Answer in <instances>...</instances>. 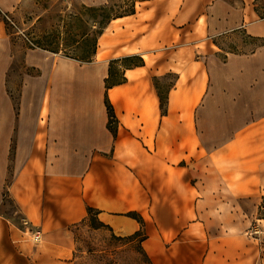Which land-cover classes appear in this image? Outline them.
<instances>
[{
	"label": "crops",
	"instance_id": "0c3cea01",
	"mask_svg": "<svg viewBox=\"0 0 264 264\" xmlns=\"http://www.w3.org/2000/svg\"><path fill=\"white\" fill-rule=\"evenodd\" d=\"M182 1L136 0L135 13L105 28L90 62L28 46L24 63L38 72L25 73L15 119L6 122L19 52L0 5V126L16 127L6 193L0 131V264H74L71 227L89 219V208L119 235L142 229L153 264H261L243 220L228 222L238 217L229 206L264 182V164L257 157L245 165L243 136L229 150L198 135L195 113L211 84L213 36L244 29L263 39L264 14L257 0ZM21 2L5 0L13 8ZM181 39L184 51H160ZM259 50L264 41L251 55ZM130 55L144 63L125 67V81L107 87L111 61ZM170 71L177 79L163 112L154 76ZM31 230L42 233L40 242Z\"/></svg>",
	"mask_w": 264,
	"mask_h": 264
},
{
	"label": "rangeland",
	"instance_id": "374dc122",
	"mask_svg": "<svg viewBox=\"0 0 264 264\" xmlns=\"http://www.w3.org/2000/svg\"><path fill=\"white\" fill-rule=\"evenodd\" d=\"M183 0L181 5L186 4ZM135 4V0H23L15 8H3L11 20L7 21L8 31L18 46L17 65L9 75V93L13 98V109L7 114L3 109V121L15 119L17 104L21 97L25 73H37V68L27 67L24 63V53L29 46L46 54L55 53L66 56L82 57L95 49L99 31L98 16L100 11L92 9L108 5L118 13L126 11ZM257 8L264 14V0H257ZM137 5V3H136ZM0 8H2L0 6ZM13 21V22H12ZM183 28H179L183 32ZM185 35V34H183ZM211 45V84L206 98L196 105V132L200 136L219 138L215 141L221 144L234 143L236 138L243 136L244 163L249 166L251 161L259 157L264 164V51L251 52L262 43L250 36L244 29L235 32L216 34ZM174 45L161 46V50H181L188 46L184 40ZM199 46V45H197ZM201 45L199 51L209 52L208 45ZM57 47L59 51L50 48ZM196 52H198L196 50ZM231 52L243 53L235 56ZM131 59L112 60L110 81L117 82L123 77L125 64L134 65L138 55H130ZM134 56V57H133ZM225 57L230 59L227 61ZM94 60V59H93ZM92 60V61H93ZM260 63L254 69L252 63ZM177 74L173 71L164 75L154 76V81L163 96L174 87ZM41 97H36V102ZM206 111V113L204 112ZM117 126L115 118L111 123ZM15 126L4 124L0 126L4 133V168L5 193L13 171L11 132ZM27 128V126H25ZM25 128V129H26ZM8 139V141H6ZM230 165L231 158L228 159ZM231 161V162H230ZM259 190L253 189L251 195L244 197L243 204L229 206L238 217L228 223L235 224L243 220L244 233L256 239L260 245L261 264H264V220L258 218V206L264 195V182L260 179ZM6 195V194H5ZM75 235L76 250L71 261L74 264H151L145 254L141 237H129L114 233L107 226H102L97 219H89L71 227Z\"/></svg>",
	"mask_w": 264,
	"mask_h": 264
},
{
	"label": "trees",
	"instance_id": "16d2710c",
	"mask_svg": "<svg viewBox=\"0 0 264 264\" xmlns=\"http://www.w3.org/2000/svg\"><path fill=\"white\" fill-rule=\"evenodd\" d=\"M92 9H95L96 11H100V14L98 16V22H99L100 25H99V31H98V35H97V38H96V42H95V49L90 54H87V55L82 56V57L73 56L71 54H66L67 57H70V58H73V59H76V60H79V61H83V62H90V61H92L94 59V56H95L96 51H97L99 38L103 34L105 28L109 25V23L113 19L135 13V11H136V0H135V4H133V6L131 8H127L126 11H124L122 13H118L115 9H111L108 5H102V6H98V7H92ZM260 40H262V42H263L264 41V38L263 39L260 38ZM50 49L52 51H55V52L59 51L57 47L50 48ZM131 58H132V56H125V57H123V61L128 60V59H131ZM137 58H138V61L134 65H128V64L124 63L125 64V67L138 66V65H142L144 63V59L142 57H140L138 55ZM112 62L113 61H111L110 75L106 79L107 87H111L113 85L120 84V83H123L125 81V76L124 75L117 82H113V81L111 82L110 81L111 72H112ZM159 95H160V98H161V107H162V110H163V112H165L166 111V107H167V102H168V96H166V97L163 96L161 94V91L160 90H159ZM107 104H108L109 115H110V120H111L110 122L112 123V120L115 118V115H114L113 108H112L110 102H108ZM111 128L116 132V128L117 127L114 128V127L111 126ZM131 214L138 217L137 213H134L133 212ZM258 218L264 220V195L262 197V201L260 202V204L258 206ZM89 219H91V220L92 219H97L96 211H94L92 208H89ZM99 223L102 226H106L105 224H103L101 222H99ZM129 237H134V238L141 237V243H142V241L145 239V234H144L143 230L141 229V230L137 231L136 233H134L132 235H129ZM145 254L147 255L146 252H145ZM147 257L149 258L148 255H147ZM149 260H150L151 264H153L150 258H149Z\"/></svg>",
	"mask_w": 264,
	"mask_h": 264
},
{
	"label": "built area",
	"instance_id": "2783aa9c",
	"mask_svg": "<svg viewBox=\"0 0 264 264\" xmlns=\"http://www.w3.org/2000/svg\"><path fill=\"white\" fill-rule=\"evenodd\" d=\"M5 17H7L9 20H11L10 16L8 13H4ZM13 22V21H12ZM30 232V231H29ZM31 234H32V238L35 242H40L42 240V233L40 231H32L31 230Z\"/></svg>",
	"mask_w": 264,
	"mask_h": 264
},
{
	"label": "bare ground",
	"instance_id": "6f19581e",
	"mask_svg": "<svg viewBox=\"0 0 264 264\" xmlns=\"http://www.w3.org/2000/svg\"><path fill=\"white\" fill-rule=\"evenodd\" d=\"M0 5H3V6H4L5 8H7V9H10V8H11V6H8V5L5 3V0H0ZM33 59H34L35 61L41 60L40 56H38V55L33 56Z\"/></svg>",
	"mask_w": 264,
	"mask_h": 264
}]
</instances>
